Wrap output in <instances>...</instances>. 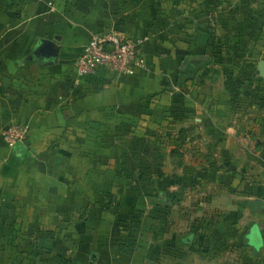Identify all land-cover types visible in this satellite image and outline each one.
I'll use <instances>...</instances> for the list:
<instances>
[{
	"label": "crops",
	"instance_id": "crops-1",
	"mask_svg": "<svg viewBox=\"0 0 264 264\" xmlns=\"http://www.w3.org/2000/svg\"><path fill=\"white\" fill-rule=\"evenodd\" d=\"M103 29L145 37L143 67L73 83L74 59ZM257 32L264 0H0V264H264V114L243 87L253 79L221 74L264 53L240 44ZM241 48L247 59H229ZM149 101L163 110L153 133L188 154L170 159L180 191L193 183L184 161L202 156L203 191L165 192L172 178L134 151ZM11 123L28 132L9 146ZM122 179L139 185L117 189Z\"/></svg>",
	"mask_w": 264,
	"mask_h": 264
},
{
	"label": "rangeland",
	"instance_id": "rangeland-1",
	"mask_svg": "<svg viewBox=\"0 0 264 264\" xmlns=\"http://www.w3.org/2000/svg\"><path fill=\"white\" fill-rule=\"evenodd\" d=\"M241 45H243V48H250L252 45H255V46H263L264 45V38L262 37V34L260 32H257V35L255 36L253 34V37H247V40H243L241 41L240 43ZM243 48H241V50H239V52H236V53H228L229 55V59H231L234 55H240V59L242 57H244V59H247V57L249 56L248 54L247 55H244L243 52ZM234 54V55H232ZM236 56H234V59H236ZM258 56H262L264 57V53L262 54H258L256 56H249V59H251V68L248 69V71L246 70L245 73H243V71L241 69H237L236 66H232L233 68L232 69H229V70H223L221 72L222 76L225 78V76L228 77H234L237 78V73L238 75H242L244 79L245 76H249L252 80V83H249V82H244V89H246V93L247 95H253L254 96V101L253 103L256 104L257 106H259L260 108V111L262 112V114H264V81H261L259 80L260 82L256 83L257 81V73H256V70H255V62L256 60L259 58ZM261 59H264V58H261ZM235 61V60H234ZM246 64H247V60H243ZM220 78V76H219ZM218 78V79H219ZM231 78H229L230 80ZM221 82V79L219 80V83ZM222 84V83H221ZM231 84V83H230ZM235 85V84H234ZM232 85V86H234ZM251 90V91H250ZM250 91V92H249ZM246 95V96H247ZM145 108V106L143 107ZM146 109L148 111H150L152 113V117H150V120L148 123H144V125H140L138 128H135L132 130L135 137V144L137 145V147L140 148L141 144L143 143V146H141L140 149H137V150H134L135 152H138V154H143V155H146V158L148 159L147 162H149V164H152L153 165H161L160 167H163V170L166 174H168L169 178H172L171 181L172 183H168V187H165V192H168V188L171 187V186H174L175 187V190L173 191H176L178 192V194H175L176 197L179 195L181 196L182 195V192H185V191H194L196 193H199L201 191H203L204 189H206V186H208L209 184L205 181V179H209L210 176L209 174L206 175L205 173V170H204V161H203V156H202V159L198 162L196 161V159H194V162L193 164H190L192 162V160H185L184 163H183V166L181 167V174H186L187 172H190L191 175L193 176L192 177V184L191 186H188V187H184L183 191H180L179 189V182L177 178H174L173 175L174 173L178 172V169L180 167H178L176 164H173V163H170V159H172L173 157L174 158H177V154H182V152L185 154L186 151H178L174 148H170V147H173V143H172V140L173 139V135L172 133H165V130H163L162 128H160V135H155L152 131L153 127H155V123L154 121L157 119L158 120H161L160 118L163 116V110L158 114L156 115V111L159 110L158 107H157V102L155 101H149V103L147 104V107ZM174 109L173 107L171 108V106L167 107V109L164 111L166 112L164 114V116H169L171 117L172 116V113H173ZM173 118H171L172 120ZM158 123V122H157ZM149 125V126H147ZM160 124H158V127H159ZM163 124L161 123L160 126H162ZM147 126V127H146ZM121 133H117L118 136L120 137H117L118 138V141L121 142L122 144L124 143L123 140H125L127 137H129V134H130V127L129 129H121L119 130ZM164 134V135H162ZM127 141H131L130 138H127ZM133 141V140H132ZM171 141V142H170ZM164 145H165V148H164ZM170 145V146H169ZM163 146V147H162ZM175 147V146H174ZM170 148V149H169ZM169 149V150H168ZM173 151H175L174 153L177 155H174L171 157V155L173 154ZM99 155H102L103 157L104 156H107L110 154H115L116 158L119 159L121 157V154H122V151L120 150H116V151H107V150H100L98 151ZM168 153L170 154V156L168 155ZM190 153V152H189ZM167 155L169 156L168 160H167ZM188 157V154L186 155L185 154V157ZM100 157V156H99ZM113 157V156H112ZM184 157V158H185ZM186 157V158H187ZM197 165V166H196ZM87 167V166H86ZM158 168L159 170L161 168ZM116 169H118V171H116V173H118L119 175L123 176L125 174V171L124 169H120L119 166L116 167ZM196 171L199 172V175L195 174ZM148 174V172H145V171H142L141 173L138 172L137 175H143L144 177H146V174ZM150 174V173H149ZM151 174L153 175V177H156V173L155 172H151ZM150 177V176H149ZM175 180V182H173ZM125 183H129L130 184V187L132 189H137V185H139L138 181H124L123 179L121 181H119L118 183H116V188L117 189H121L124 187ZM145 185H149V183L145 182L144 183ZM143 185V184H141ZM160 187H163V185L159 184ZM153 187L150 186V187H147V190H151L152 191ZM174 189V188H173ZM172 191V190H171ZM102 201L103 200H106V199H101ZM120 200V198L118 199V201ZM116 201V200H114ZM147 226V225H146ZM148 227V226H147ZM225 246H226V243H225Z\"/></svg>",
	"mask_w": 264,
	"mask_h": 264
},
{
	"label": "built area",
	"instance_id": "built-area-1",
	"mask_svg": "<svg viewBox=\"0 0 264 264\" xmlns=\"http://www.w3.org/2000/svg\"><path fill=\"white\" fill-rule=\"evenodd\" d=\"M145 37H121L111 29L90 33L81 52L72 63L73 83L93 76L98 69H107L117 75H128L143 67L140 45ZM28 127L7 124L2 130L7 145L24 141ZM264 175V165L262 167Z\"/></svg>",
	"mask_w": 264,
	"mask_h": 264
},
{
	"label": "trees",
	"instance_id": "trees-1",
	"mask_svg": "<svg viewBox=\"0 0 264 264\" xmlns=\"http://www.w3.org/2000/svg\"><path fill=\"white\" fill-rule=\"evenodd\" d=\"M6 1L10 2V0H6ZM206 63H207V59L199 62V64L196 66V68L191 69V70H185L183 72V75L179 78V82L178 83L181 84L185 80L191 78L193 76V74L196 72V70L199 68V66H204ZM202 74H204V72ZM152 201H153V204H155V205L158 204V202L155 199H152Z\"/></svg>",
	"mask_w": 264,
	"mask_h": 264
},
{
	"label": "water",
	"instance_id": "water-1",
	"mask_svg": "<svg viewBox=\"0 0 264 264\" xmlns=\"http://www.w3.org/2000/svg\"><path fill=\"white\" fill-rule=\"evenodd\" d=\"M256 71H257V75L261 78H264V59H259L256 62ZM26 142V141H25ZM90 258L93 259L94 258V254L92 253L90 255Z\"/></svg>",
	"mask_w": 264,
	"mask_h": 264
}]
</instances>
